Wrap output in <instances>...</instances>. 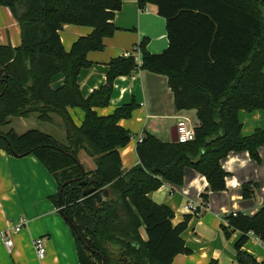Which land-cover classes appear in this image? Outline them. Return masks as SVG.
I'll list each match as a JSON object with an SVG mask.
<instances>
[{
  "label": "trees",
  "instance_id": "1",
  "mask_svg": "<svg viewBox=\"0 0 264 264\" xmlns=\"http://www.w3.org/2000/svg\"><path fill=\"white\" fill-rule=\"evenodd\" d=\"M263 4L137 0L140 10L154 6L165 20L166 50L150 54L144 40L137 46L140 65L134 57L111 59L105 84L84 98L78 76L90 66L87 54L102 51L104 39L117 30L113 20L122 0H0L16 21L20 38L16 47L0 45V129L10 118L35 116L48 123L57 116L67 143L60 145L38 130L18 135L9 129L0 130V149L15 157L33 155L54 178L57 192L62 188L60 214L76 228L77 233L70 227L79 264H172L177 255L189 253L180 237L189 217L173 226V212L153 203L149 193L166 182L181 186L184 170L190 168L206 179L201 194L206 206L208 193L225 189L227 173L221 162L229 153L247 152L260 162L264 131L244 136L238 113L264 110ZM66 25L92 31L65 51L59 32ZM135 70L166 77L174 110L194 111L197 124L194 140L187 143L163 142L144 132L136 145L138 165L123 171L119 150L134 136L118 122L129 119L136 106L122 105L107 116L95 109L108 105L117 77ZM57 75L63 84L52 89ZM68 109L82 112L79 126ZM80 151L93 159L94 170L77 166L73 159L78 161ZM87 188L94 190L84 197ZM255 188L242 185L243 199L252 198ZM52 200L57 205V193ZM224 221L220 228L225 238L240 233L234 244L237 263L264 264L242 250L250 234L264 242V207L253 216L226 215Z\"/></svg>",
  "mask_w": 264,
  "mask_h": 264
},
{
  "label": "crops",
  "instance_id": "2",
  "mask_svg": "<svg viewBox=\"0 0 264 264\" xmlns=\"http://www.w3.org/2000/svg\"><path fill=\"white\" fill-rule=\"evenodd\" d=\"M5 9L10 26L19 33L16 21ZM261 10L264 19V4ZM113 24L117 30L112 37L104 39L102 51L87 54L90 66L81 70L78 76L84 98L105 84L107 64L111 59L132 51L144 40L147 42L146 50L153 55L162 53L168 46L165 20L157 15L154 6L140 10L137 0H122ZM91 31L88 27L64 26L59 35L65 51H69L75 40L88 36ZM10 38L8 35L5 43V37L0 34V45L16 47L20 44V38L18 43ZM62 84L63 77L57 75L51 82V88L57 89ZM130 103L136 106L131 117L118 122L134 135L130 143L119 150L123 171L138 165L137 138L144 132L163 142H171V130L179 118L188 117L196 125L187 115L193 113L195 116L194 111L174 110L172 94L164 76L135 70L128 76L117 77L108 105L95 111L99 116H107L116 108ZM68 112L75 125L79 126L82 112L76 109H68ZM238 120L244 136L256 129L264 131V110L250 113L239 111ZM79 153L87 156L84 151ZM258 155L259 163L251 160L247 152L229 153L221 162L227 173L225 189L208 193L206 206L201 197L207 188L206 179L190 168L184 170L181 186L166 182L149 193L148 198L153 203L167 206L173 212V226L189 217L180 235L189 253L177 255L172 264H238L234 244L240 233L235 232L227 239L220 227L226 226V215L242 213L253 216L264 207V146L258 149ZM87 157L88 171L94 170L93 159ZM248 183L256 184L254 195L250 199H243L241 186ZM56 193L54 178L36 157H15L0 149V264H79L70 226L52 200ZM188 206L196 208V212L186 209ZM140 234L146 240L143 228ZM3 237L11 239L10 249L6 247ZM38 238L44 240L45 246V256L41 260L33 247V241ZM242 250L257 262H264V242L257 237L249 235Z\"/></svg>",
  "mask_w": 264,
  "mask_h": 264
},
{
  "label": "rangeland",
  "instance_id": "3",
  "mask_svg": "<svg viewBox=\"0 0 264 264\" xmlns=\"http://www.w3.org/2000/svg\"><path fill=\"white\" fill-rule=\"evenodd\" d=\"M6 12H7L6 9L0 6V34L5 37L6 39L5 43H7L8 35L11 36L10 39L14 38V41L18 43L19 42L18 30L10 26V21H9L10 19L7 16ZM187 115H189L192 118L193 122L197 124V119L193 115V113H188ZM9 129H13V131L18 135L23 134L29 130H38L40 132L51 135L60 145L63 146L67 145L62 121L57 116H52V121L48 123L39 122L35 116H31L27 119L10 118L9 124L1 128L0 130L2 132H6ZM77 158H78V162L84 167V169L88 170V160H87L88 157L87 156L85 157L83 154L79 153Z\"/></svg>",
  "mask_w": 264,
  "mask_h": 264
},
{
  "label": "built area",
  "instance_id": "4",
  "mask_svg": "<svg viewBox=\"0 0 264 264\" xmlns=\"http://www.w3.org/2000/svg\"><path fill=\"white\" fill-rule=\"evenodd\" d=\"M123 57H134L136 63L138 65L141 64V53L139 48L135 47L132 51L126 52L123 54ZM195 126L188 117H181L175 124L176 127V135H177V143H187L191 142L195 138ZM142 137L137 138V143H141ZM186 209L196 212V208L194 207H186ZM251 235V234H250ZM4 243L8 249H10L12 245L11 239H6L3 237ZM33 247L35 250V254L38 259H43L45 256V246L44 240L42 238L35 239L33 241Z\"/></svg>",
  "mask_w": 264,
  "mask_h": 264
},
{
  "label": "water",
  "instance_id": "5",
  "mask_svg": "<svg viewBox=\"0 0 264 264\" xmlns=\"http://www.w3.org/2000/svg\"><path fill=\"white\" fill-rule=\"evenodd\" d=\"M171 142L172 143H177V135H176V127L174 126L171 130ZM77 166L82 170V167H81V164L76 160V159H73ZM71 181L69 182H66L63 186L67 185L68 183H70ZM94 180H91V183H93ZM86 182L83 181V182H79V185H85ZM93 188H87L83 191V196L86 197L88 195H90L91 193H93ZM61 191H62V188H60L57 192V207H58V212L61 213V207H60V196H61ZM65 221H67V223L69 224V226L72 228V230H74V232L77 233L76 231V228L72 225V223L70 221H68L67 219H64ZM77 237L78 239L82 242L81 240V237L77 234Z\"/></svg>",
  "mask_w": 264,
  "mask_h": 264
}]
</instances>
